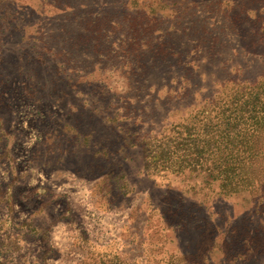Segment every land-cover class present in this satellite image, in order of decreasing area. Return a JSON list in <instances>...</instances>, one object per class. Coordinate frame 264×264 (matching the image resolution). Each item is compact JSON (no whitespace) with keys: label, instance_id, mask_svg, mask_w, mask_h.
<instances>
[{"label":"rangeland","instance_id":"rangeland-1","mask_svg":"<svg viewBox=\"0 0 264 264\" xmlns=\"http://www.w3.org/2000/svg\"><path fill=\"white\" fill-rule=\"evenodd\" d=\"M263 80L264 0H0V264H264V134L253 187L179 139Z\"/></svg>","mask_w":264,"mask_h":264},{"label":"trees","instance_id":"trees-1","mask_svg":"<svg viewBox=\"0 0 264 264\" xmlns=\"http://www.w3.org/2000/svg\"><path fill=\"white\" fill-rule=\"evenodd\" d=\"M237 91L241 94L230 99L233 110L225 124L220 119L210 129L203 126L193 133L187 132L185 138L180 133L179 139L189 147L184 155L190 171L197 170L222 183L236 181L239 185H249L251 182L253 187L263 175L262 171L256 172L263 152L255 145V139L264 134V80ZM221 114L217 110V115ZM165 167L162 165V170ZM175 167L178 172L182 171L183 161L175 163Z\"/></svg>","mask_w":264,"mask_h":264}]
</instances>
